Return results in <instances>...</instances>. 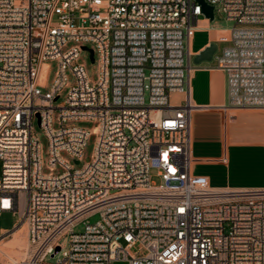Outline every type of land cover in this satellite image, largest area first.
Masks as SVG:
<instances>
[{"label": "built area", "instance_id": "built-area-1", "mask_svg": "<svg viewBox=\"0 0 264 264\" xmlns=\"http://www.w3.org/2000/svg\"><path fill=\"white\" fill-rule=\"evenodd\" d=\"M205 1L234 22L216 65L229 104L264 109V0ZM204 16L197 0H0V214L27 226L24 257L0 264H264V186L213 187L191 171L201 106L189 42ZM83 46L96 80L77 62ZM48 60L59 70L43 91ZM68 68L74 81L55 106ZM35 121L46 166L63 171L44 172ZM84 122L97 139L76 168L92 133Z\"/></svg>", "mask_w": 264, "mask_h": 264}, {"label": "crops", "instance_id": "crops-1", "mask_svg": "<svg viewBox=\"0 0 264 264\" xmlns=\"http://www.w3.org/2000/svg\"><path fill=\"white\" fill-rule=\"evenodd\" d=\"M213 20L200 17L189 42L192 60L210 44L217 45L213 60L195 64L192 73L191 98L201 108L191 117V171L207 176L213 187H263L264 109L229 104L227 74L216 65L217 56L228 43L221 36L230 33L234 25L223 27ZM170 100L182 104L184 94L174 92Z\"/></svg>", "mask_w": 264, "mask_h": 264}, {"label": "rangeland", "instance_id": "rangeland-1", "mask_svg": "<svg viewBox=\"0 0 264 264\" xmlns=\"http://www.w3.org/2000/svg\"><path fill=\"white\" fill-rule=\"evenodd\" d=\"M214 23L219 24L220 26L223 27H232L234 25L233 21H228L224 14L221 12L220 7H217L215 10V19L213 20ZM229 43H227L228 45ZM73 43H69L68 46H72ZM226 44H220V46H223ZM77 62H85L87 70L89 72V76L91 78V80H96L97 79V71H98V63L96 61H92L90 58V52L87 50L82 51L81 53V58L77 61ZM47 83L45 85V87H43V91L48 90L55 77L57 76L59 67H58V61L57 60H48L47 62ZM193 63V60H192ZM194 64V63H193ZM195 65V64H194ZM67 75H68V83L69 85L64 87L63 90L61 91L60 96L58 97V99L55 100V106H61L64 103L65 98L67 97V94L69 92L70 89V85L73 83L74 81V77L70 71V69H67ZM83 126L91 129L92 133L87 141V145L85 148V153H84V160L80 163H75V161H73V165L74 167L78 168L81 167L82 164L84 162H89L92 159V155L94 152V148H95V144H96V139H97V127L94 123L92 122H84L81 123ZM34 134L39 138L42 147H43V155H44V160H45V167H44V172L45 173H52V172H61L63 171V168L61 166H58L55 169H50L46 166V161H47V157H48V146H49V142L48 139L45 135V133L43 132L42 128L40 127L38 121L34 122ZM63 157H68V155L65 152H62ZM152 174V181L155 184H161L163 182L162 178L157 174V170L156 169H152L151 171ZM99 219V215H93L90 217L89 221L90 222H96ZM19 222V217L16 214L13 213H9V212H4L0 214V249H2L3 243L9 242L11 244H8L5 247L6 251H10L11 254L18 258L19 256H21L22 258L25 255V249L23 248L22 253L19 251V244L20 243H25V241L27 242V226H24L23 229V235L22 237H16L15 233H17L18 231H20L23 226L18 225ZM85 224L84 223H80L75 227V231L76 232H82L84 230ZM68 239V237H64L63 238V242H66ZM21 258V259H22ZM8 261V257L6 255H0V262H6ZM51 263H54L56 261V258H50L48 260Z\"/></svg>", "mask_w": 264, "mask_h": 264}, {"label": "water", "instance_id": "water-1", "mask_svg": "<svg viewBox=\"0 0 264 264\" xmlns=\"http://www.w3.org/2000/svg\"><path fill=\"white\" fill-rule=\"evenodd\" d=\"M197 1L202 5V11H203L204 15L207 18L213 20L215 17L214 6L207 4V2L205 0H197ZM83 49L88 50L90 52L91 60L95 61L94 50L88 46H83ZM216 51H217V45L214 43L210 44L203 51H201L200 53L196 54L193 57V63L194 64H200L204 61L211 62L213 60V57H214V54L216 53ZM39 122H40V120H39Z\"/></svg>", "mask_w": 264, "mask_h": 264}, {"label": "bare ground", "instance_id": "bare-ground-1", "mask_svg": "<svg viewBox=\"0 0 264 264\" xmlns=\"http://www.w3.org/2000/svg\"><path fill=\"white\" fill-rule=\"evenodd\" d=\"M25 226V225H24ZM24 226L22 228H20L21 230L18 231L17 233H15V236L16 237H22L23 235V229H24ZM8 244H11L9 242H6V243H3V246H2V249H0V255H6L8 257V261H19L21 260V256H19L18 258L14 257L10 251H6L5 250V247L8 245ZM23 248H27V242L25 241V243H20L19 244V251L22 253V250ZM26 250V249H25ZM25 253V252H24ZM23 254V253H22ZM1 263V262H0Z\"/></svg>", "mask_w": 264, "mask_h": 264}]
</instances>
